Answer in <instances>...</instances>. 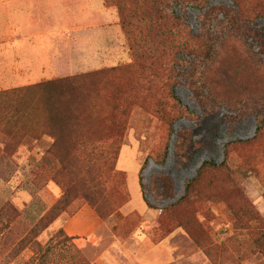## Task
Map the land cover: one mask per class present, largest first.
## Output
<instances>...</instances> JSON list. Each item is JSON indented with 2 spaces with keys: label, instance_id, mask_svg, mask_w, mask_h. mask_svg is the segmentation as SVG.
<instances>
[{
  "label": "rangeland",
  "instance_id": "1",
  "mask_svg": "<svg viewBox=\"0 0 264 264\" xmlns=\"http://www.w3.org/2000/svg\"><path fill=\"white\" fill-rule=\"evenodd\" d=\"M106 7H113L118 16L116 6ZM234 8L233 0H211L204 9L178 6L177 13L198 32L207 11L214 9L219 20L227 21L225 13ZM263 24L259 19L257 30ZM122 32L126 54L94 70L125 68L108 77L103 91L112 94L116 86L125 90L133 85L136 97L122 100L117 110L112 99L93 97L87 108L96 111L95 119L81 129L93 138L82 135V145L99 150L90 161L82 155L77 163L92 164L94 174L102 175L110 139L120 144L114 172L122 176L110 178L114 181L105 203L106 210L113 207L114 211L101 218L104 224L96 241L88 236L64 241L59 233L65 219L88 204L81 193L94 188L91 183L89 188L88 181L73 179L50 153L55 137L47 124L49 96L36 85L0 86V264H40L42 253H46L45 264H98L114 242L128 250L124 255L108 253L110 264H153L161 255H165L162 264H264L263 253L253 245L264 227V129L257 133L259 120L264 126V30L259 37L254 32L241 40L229 37L233 46L218 48L213 61L194 55L185 56L184 61L179 54L182 60L175 64L174 93L189 110L180 117L165 82L147 89ZM94 70L81 69L77 74ZM203 70L211 74L212 86L203 79ZM253 79L258 85L246 90L242 84ZM231 87H241L242 92L234 94ZM160 103L172 113V128L159 111ZM68 134L60 148L72 143ZM167 141V161L159 164L155 157ZM205 160L218 165L226 161L230 171H207L203 195L179 204L187 182ZM163 175L170 183L169 193L163 192ZM64 186H70L71 202L56 223L36 237L32 228L63 196ZM230 204L238 211L253 205L263 222L244 215L238 218Z\"/></svg>",
  "mask_w": 264,
  "mask_h": 264
},
{
  "label": "trees",
  "instance_id": "2",
  "mask_svg": "<svg viewBox=\"0 0 264 264\" xmlns=\"http://www.w3.org/2000/svg\"><path fill=\"white\" fill-rule=\"evenodd\" d=\"M210 2L211 0H105V5L116 6L117 8L119 23L128 39L134 63L148 85L147 89L154 90L157 83L165 82L174 100L173 107L178 117L189 112L174 93L173 75L175 64L182 60L179 54L184 55V61H186L184 57L190 55L202 56L213 61L218 48L223 47L222 49H224L226 45L233 46L232 42L228 43L229 37L241 40L252 32L256 37H259L260 32L264 30V24L261 29L257 30L256 28L258 20H264V0H233L235 8L225 13L227 14L225 15L227 21L219 20L214 9H211L203 15L206 21L198 32H194L187 19L177 13L178 6H193L204 9ZM230 13H232L231 17ZM123 69L125 70L122 67H112L88 71L55 78L36 85L43 95L49 96L47 100V105H49L47 106L49 112L47 113V124L49 128H52L49 133L55 137L52 144L53 149L50 150V153L52 152V155L62 163V168L67 170L73 179L83 182L88 181L89 188L90 183L92 184L94 190L83 191L81 196L101 218L111 215L114 211L113 207L106 210L105 203L113 186L114 180L110 181V178L122 176L121 172H114L120 144L115 139H110L111 144L109 148L105 149L110 159L107 157L106 162L102 165V175L94 174L92 164L81 165L77 162L82 158V155L90 161L99 150L94 145L86 147L82 145L84 139L81 138L82 135L88 140L93 139L89 131L86 134L82 133V130L89 127L92 124L91 121L95 119L94 112L96 111L87 108L88 101L93 97H100L106 101L112 99L114 108L117 110L122 100L131 96L136 97V93H133L135 89L133 85L125 90L121 86H116L117 91L112 94L103 91V89L108 88L105 82L108 77L117 75ZM204 73L206 74L203 70L201 74L204 75ZM216 75L217 81L220 82L222 78L219 76L218 68ZM203 79L209 86L213 85L211 74H206ZM214 80L216 81V78ZM242 85L247 90L258 85V82L253 79ZM231 89H233L234 94L242 92L241 87H231ZM251 99L253 97L248 96V100ZM214 100L216 101V99ZM158 105H160L159 111L163 119L167 120L169 127L172 128V113L166 112L162 103ZM112 116L115 120L116 115L113 113ZM257 125V133H261L264 129L262 120H259ZM53 129L55 130L53 131ZM67 133L70 134H68L69 139L73 141L71 144L62 145L63 147L60 148L62 139L66 137ZM169 135L171 136L170 133ZM105 139L102 140L105 141ZM233 143L238 144L239 142L235 141ZM168 149L169 143L167 141L155 157L157 163L164 164L167 161ZM69 161L74 163L67 164ZM216 168H225V170L230 171L226 161L222 165H218L212 160H205L197 175L187 182L185 195L177 202L180 204L203 195L202 179L207 171ZM82 170L85 171L84 175H79ZM238 172L246 175L245 171L239 170ZM161 180L163 192L169 193L171 190L169 181L164 175ZM66 183L69 185V182ZM141 185L143 186V184ZM64 188L63 196L40 216L32 228L31 232L36 237L48 229L71 202L69 199L70 186H64ZM229 207L238 218H240V215H244L250 219H256L260 224L263 222L260 212L251 204L243 207L241 211L236 210V206L232 204ZM59 233H61L60 236L64 237V241L74 239V237L65 234L64 230H60ZM194 237L198 243H202L199 237ZM253 245L264 255V227L261 228L259 236L254 239ZM203 248L207 252V248L205 246ZM45 255L46 253L41 254L40 264H45Z\"/></svg>",
  "mask_w": 264,
  "mask_h": 264
},
{
  "label": "crops",
  "instance_id": "3",
  "mask_svg": "<svg viewBox=\"0 0 264 264\" xmlns=\"http://www.w3.org/2000/svg\"><path fill=\"white\" fill-rule=\"evenodd\" d=\"M123 42L117 13L105 0H0V86L37 85L105 67L126 54ZM103 224L85 204L62 227L73 240L88 236L96 241ZM127 250L114 242L97 263L110 264L108 253ZM164 257L153 264H162Z\"/></svg>",
  "mask_w": 264,
  "mask_h": 264
}]
</instances>
